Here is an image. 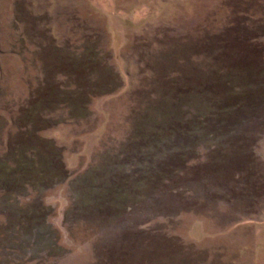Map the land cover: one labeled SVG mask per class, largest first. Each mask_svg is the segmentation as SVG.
Segmentation results:
<instances>
[{
    "label": "rangeland",
    "instance_id": "374dc122",
    "mask_svg": "<svg viewBox=\"0 0 264 264\" xmlns=\"http://www.w3.org/2000/svg\"><path fill=\"white\" fill-rule=\"evenodd\" d=\"M0 264H264V0H0Z\"/></svg>",
    "mask_w": 264,
    "mask_h": 264
}]
</instances>
